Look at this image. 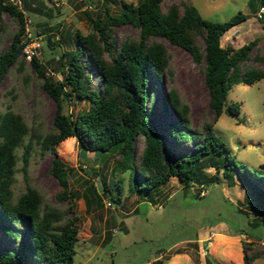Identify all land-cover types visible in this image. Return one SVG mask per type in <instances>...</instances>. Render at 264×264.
Here are the masks:
<instances>
[{"label": "trees", "instance_id": "trees-1", "mask_svg": "<svg viewBox=\"0 0 264 264\" xmlns=\"http://www.w3.org/2000/svg\"><path fill=\"white\" fill-rule=\"evenodd\" d=\"M162 1H121V7L114 15L103 8V17L89 19L90 27L86 34L74 32L70 50L62 48L59 37L54 40L56 29L48 28L46 33L43 29L39 33L30 27L33 35L43 36L49 49L61 50L53 57L56 63L54 71L60 78L53 79L36 55L26 61L21 53L25 12L0 0V19L4 13L17 25L9 45L0 51V81L13 64L27 62L41 79L40 88L55 104L52 129L47 133L28 126L22 116L10 107L0 111V237L16 240L20 237L16 226L21 225L23 230L14 248L0 244V264H72L78 232L77 216H68L72 204L67 202L66 208L62 209L44 202L39 191L31 185L28 174L29 157L34 147L41 152H50L52 158L48 173L60 188L55 197L66 200L72 194L68 176L74 167L59 158L55 145L72 137L80 148L85 149V153L92 152L95 162L101 154L112 152L117 157L114 169L130 171L133 180L129 185L131 193L153 190L165 184L170 177H175L184 186L190 183L201 185L199 176L202 175L201 164L204 161H208L216 173L234 170L237 178L254 195L252 205L257 217L253 226L264 227V163L259 164L257 170L244 167L242 171L229 154L227 144L212 131L211 124H203L204 133L200 136L190 132L187 127L188 106L181 105L172 91L167 97L162 92L158 94L162 110H166L168 100L175 118V122L167 124L165 136L159 135L150 118L154 97L150 86L159 85L169 61L165 45L161 41L150 40L153 37L184 50L194 63L203 62L202 79L213 121L221 113L233 115L238 112L237 102H225L227 91L234 84L249 85L264 79V70L244 65L254 39L238 47L230 44L221 46L219 39L230 27L244 21L245 16L237 12L222 22L209 21L201 17L189 0L170 2L165 10L160 8ZM21 3L28 11L34 9L23 0ZM123 24L137 28V37H126L115 47L111 28ZM197 39L202 43L199 44ZM86 67L97 72L98 88L91 86ZM73 96L86 101L87 107L72 117L62 111V106ZM138 136L142 146L135 166ZM167 140L176 144L194 141V144L189 154L174 156L167 148ZM18 147H21L18 171L21 172L24 189L14 198L12 185L17 172ZM98 180L99 191L95 182H88L82 192L86 211L91 209L92 203L100 207L101 195L107 191L104 182ZM120 189L116 185L111 200L120 199ZM247 258L252 257L244 254L243 264H247ZM155 261L161 262L159 259ZM205 264L212 263L206 259Z\"/></svg>", "mask_w": 264, "mask_h": 264}, {"label": "rangeland", "instance_id": "rangeland-1", "mask_svg": "<svg viewBox=\"0 0 264 264\" xmlns=\"http://www.w3.org/2000/svg\"><path fill=\"white\" fill-rule=\"evenodd\" d=\"M30 8L22 4L25 18L30 27L41 33L44 29H55L54 40L61 42L64 50L73 48V34L89 31V19L103 17V8L108 13L117 14L121 1L136 0H23ZM163 0L161 10L170 2ZM187 1V0H184ZM201 17L209 21L222 22L241 12L245 19L220 37L221 46L230 44L238 47L250 40L255 41L249 51L245 66L264 70V13L256 17L264 0H189ZM88 4L91 5L88 8ZM48 14L50 16H48ZM14 19L2 14L0 19V51L6 48L16 30ZM42 30V31H41ZM111 35L115 47L126 37L136 38L137 28L128 24L114 26ZM150 40L161 41L169 54L166 70L159 85L150 86L154 92L150 118L160 136H165L169 122H175L167 100L166 110H162L158 94L166 97L172 91L181 105L188 106L187 127L190 132L200 136L204 133L203 124H211L216 136L223 140L229 154L243 171L244 167L254 171L264 163V79L246 85L234 84L227 91L225 102H237L239 110L233 115L221 113L213 121L207 102V90L203 83V62L194 63L190 56L179 47L167 41L153 37ZM201 44V40L197 39ZM57 48L49 49L40 35L36 56L44 70L53 79L60 75L54 71L56 63L53 57L60 54ZM106 55V54H105ZM90 75L91 86L98 88L97 72L86 67ZM41 79L26 62L13 64L0 81V111L10 107L20 114L28 126L41 133L52 129L54 101L40 88ZM87 102L71 97L63 102L62 111L73 117L77 111L84 110ZM194 141L176 144L167 140V148L172 155L189 154ZM142 146L141 137L135 141L134 165L138 163ZM59 158L74 167L68 176L69 192L66 200H58L55 194L60 190L57 181L48 173L52 155L41 152L38 147L31 151L28 162L30 183L42 195L44 202L58 208H66L71 203L68 216H77V240L72 264H243V255L247 264H264V227L253 226L257 213L253 209L254 195L237 178L234 170H221L216 173L213 167L204 161L199 182L182 185L175 177L153 190H141L131 193L129 185L133 183L130 171L118 172L114 169L117 157L112 152L101 154L98 161L92 152H86L87 159L79 157L80 146L76 139L59 142L55 145ZM21 147L16 149V168L12 193L15 198L24 189L21 172L18 171ZM223 159V158H221ZM88 171L85 174V171ZM101 179L107 191L101 195V206L86 211L82 192L88 182ZM116 185L121 187L120 199L114 197ZM109 202V205H107ZM20 237L9 241L0 237V244L14 248L22 236V226H16ZM159 259L161 262L158 263ZM30 264H41L33 263ZM56 264V263H54Z\"/></svg>", "mask_w": 264, "mask_h": 264}, {"label": "built area", "instance_id": "built-area-1", "mask_svg": "<svg viewBox=\"0 0 264 264\" xmlns=\"http://www.w3.org/2000/svg\"><path fill=\"white\" fill-rule=\"evenodd\" d=\"M8 4L13 5L16 9L22 10V3L21 0H5ZM88 8L91 7L90 4L87 6ZM264 13V7H259L258 12L256 13V17L261 18L262 14ZM39 40L40 35H33L30 31V22L28 19L25 18V25L24 30L21 35V53L23 54L26 61H29L30 58L37 53V49L39 48ZM109 205V202H107Z\"/></svg>", "mask_w": 264, "mask_h": 264}, {"label": "water", "instance_id": "water-1", "mask_svg": "<svg viewBox=\"0 0 264 264\" xmlns=\"http://www.w3.org/2000/svg\"><path fill=\"white\" fill-rule=\"evenodd\" d=\"M97 155H98V153H97ZM84 156H85V149L84 148H80V150H79V157L80 158H84ZM86 173H88V171H86ZM95 185H96V187H97V189H98V191L100 190V184H99V181H96L95 182Z\"/></svg>", "mask_w": 264, "mask_h": 264}, {"label": "crops", "instance_id": "crops-1", "mask_svg": "<svg viewBox=\"0 0 264 264\" xmlns=\"http://www.w3.org/2000/svg\"><path fill=\"white\" fill-rule=\"evenodd\" d=\"M256 13H257V12H255V14H256ZM232 27H239V25H234V26H232ZM232 27H230V28H232ZM230 28H229V29H230ZM229 29H228V30H229ZM228 30H227V31H228Z\"/></svg>", "mask_w": 264, "mask_h": 264}]
</instances>
